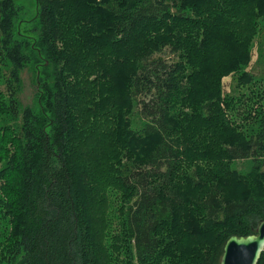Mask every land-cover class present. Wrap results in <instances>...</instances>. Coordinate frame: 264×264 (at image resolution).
<instances>
[{
    "label": "trees",
    "instance_id": "trees-1",
    "mask_svg": "<svg viewBox=\"0 0 264 264\" xmlns=\"http://www.w3.org/2000/svg\"><path fill=\"white\" fill-rule=\"evenodd\" d=\"M260 19L264 0H0V116L24 72L34 87L21 129L0 126V264H219L256 234L264 175L230 162L264 167V114L247 135L221 80L251 81Z\"/></svg>",
    "mask_w": 264,
    "mask_h": 264
},
{
    "label": "rangeland",
    "instance_id": "rangeland-1",
    "mask_svg": "<svg viewBox=\"0 0 264 264\" xmlns=\"http://www.w3.org/2000/svg\"><path fill=\"white\" fill-rule=\"evenodd\" d=\"M28 3L29 1H25V5ZM155 57H159L168 63H171L176 59V56L168 49H164L161 53L155 55ZM9 68L10 64L8 61L5 59L0 61V91L5 94L6 101L11 104L9 102L10 97L5 84ZM242 71L248 73L251 77V81L246 85H239L236 80L239 78V73L226 75L221 80V97L223 99L228 98L234 101L237 111L233 117V121H235V124L241 127V130L247 135L253 136L258 131V123H245L242 117L249 114L251 118H259V116L264 114V19L259 20L258 32L252 43L248 65L246 68H242ZM22 82L23 92L17 94L14 98L17 106L16 116L13 114H10L9 116H0V126L9 125L17 131H19L22 126L23 108L25 109L26 106H30L34 94V87L31 83L30 74L24 72L22 74ZM134 107L133 115L130 116L131 127L133 129H139L143 121L139 115V107H137L136 103H134ZM171 143L172 147L176 148L174 140H172ZM257 164H260V160L258 159L255 161L251 158L246 160H233L230 162V169L239 175L245 176L247 179H252L253 174L255 173L256 177L253 179L258 181L261 179V176L264 175V167H258ZM255 166V171L252 172ZM194 170L195 168L192 167L188 171L191 174ZM112 218L115 220L118 219L117 209L113 211ZM7 230L8 219L4 217L0 210V251L4 244V237L8 232Z\"/></svg>",
    "mask_w": 264,
    "mask_h": 264
},
{
    "label": "water",
    "instance_id": "water-1",
    "mask_svg": "<svg viewBox=\"0 0 264 264\" xmlns=\"http://www.w3.org/2000/svg\"><path fill=\"white\" fill-rule=\"evenodd\" d=\"M264 250V220L256 228V234L230 236L224 246L219 264H257Z\"/></svg>",
    "mask_w": 264,
    "mask_h": 264
}]
</instances>
